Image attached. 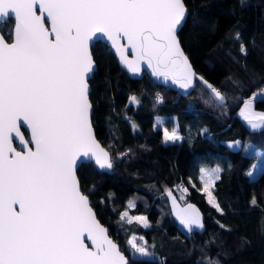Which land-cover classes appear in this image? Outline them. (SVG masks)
I'll use <instances>...</instances> for the list:
<instances>
[{
	"label": "snow or ice",
	"instance_id": "snow-or-ice-1",
	"mask_svg": "<svg viewBox=\"0 0 264 264\" xmlns=\"http://www.w3.org/2000/svg\"><path fill=\"white\" fill-rule=\"evenodd\" d=\"M187 16L185 0H0V264H129L76 176L81 161L113 167L92 127L88 81L95 61L89 45L93 38H106L131 73L139 75L143 62L154 77L170 81L184 95L199 82L208 97L203 103L223 107L224 93L193 71L181 47L178 31ZM10 20L12 26L4 28ZM121 39L134 59H128ZM240 51L247 54L243 44ZM261 98L264 89L244 100L239 112L253 131L264 130V111L252 110ZM156 101L164 98L157 94ZM163 136L166 143L182 139L175 128H165ZM228 147L239 149L241 142ZM242 147L244 152L254 148ZM221 171L200 169L205 192ZM167 195L175 203L170 190ZM178 219L188 232L204 227L190 204ZM133 220L149 226L146 217L127 222ZM128 243L134 254L150 255L144 246Z\"/></svg>",
	"mask_w": 264,
	"mask_h": 264
},
{
	"label": "trees",
	"instance_id": "trees-1",
	"mask_svg": "<svg viewBox=\"0 0 264 264\" xmlns=\"http://www.w3.org/2000/svg\"><path fill=\"white\" fill-rule=\"evenodd\" d=\"M185 3L188 16L179 40L197 75L224 93L225 106L203 103L208 97L199 82L184 97L147 74L132 79L111 49L95 42L93 125L113 167L100 171L92 163L82 164L77 171L81 188L130 264H264V170L249 177L255 156L244 152L243 145L228 147L240 141L264 149V130H251L238 115L244 100L264 89V0ZM157 94L163 103H157ZM132 96L138 102H130ZM254 107L264 111V98ZM157 118L169 131L177 128L182 139L166 143ZM205 167L222 169L211 186L222 211L203 190L200 169ZM168 190L180 204L197 207L202 229L181 227ZM131 215L146 216L150 226L129 224ZM134 236L145 239L152 257L133 256L128 241Z\"/></svg>",
	"mask_w": 264,
	"mask_h": 264
},
{
	"label": "water",
	"instance_id": "water-1",
	"mask_svg": "<svg viewBox=\"0 0 264 264\" xmlns=\"http://www.w3.org/2000/svg\"><path fill=\"white\" fill-rule=\"evenodd\" d=\"M179 31H180V30H179ZM179 31H178V32H179ZM178 38H179V37H178ZM95 42H102V43L106 44V45L111 49V51L114 53L115 57L117 58V61H118L119 65H120V67H121L124 71L127 72V74L129 75L130 78H132V79H142L143 76H144V74H147V75H149V76H150V77H151L156 83H158V84H160V85H163V86L170 87V88L173 89L174 91L178 92L181 96H184V97H187V96H188V95H184V93L182 92V90L179 89L177 86L172 85L170 81L166 83V82L163 80V78H159V79H157L156 77H154V76L151 74V69L148 68V66H147L145 63H143V62L141 63V72H140L139 75H136V74L131 73V72L127 69V67H126L124 64H122L119 53L116 52L115 48H113V47L111 46V42H110V41H107L106 38H100V39L93 38V40L90 42V45H89V47H90V52H91V53H92V46H93V44H94ZM119 42L125 47V49H126V53H125V54L127 55L128 59H134V58H135V54L133 53L132 49L127 45V41L121 39ZM181 47L183 48L182 44H181ZM183 50H184V48H183ZM184 52H185V50H184ZM185 55H187L186 52H185ZM92 56H93V59H94V55H93V53H92ZM187 57H188V55H187ZM188 58H189V57H188ZM94 61H95V59H94ZM189 61L191 62L190 58H189ZM191 64H192V62H191ZM192 68H193V71L197 74V72H196V70H195L193 64H192ZM96 70H97V63H96V61H95V71H94V73L96 72ZM94 73L92 74L91 78H90L89 81H88V83H89V89H90V91H89V100H90L91 105H92V110H91V121H92V127H93V130H94V132H95V137H96L97 141L99 142L100 146L103 147L106 151H108V149H107V148L101 143V141L98 139V137H97V135H96L95 128H94V125H93V104H92V101H91V99H90V92H91V89H92V88H91L90 80L93 78ZM192 91H193V90H191V92H192ZM21 132L24 133L25 138H27V136H26V134H25L26 131H25L24 128L21 129ZM26 133H27V132H26ZM14 146H16V147L19 149L20 145H19L18 141H15V140H14ZM108 152H109V151H108ZM109 155H110V157H111V159H112V156H111V153H110V152H109ZM84 163H92V164H93L98 170H100V171H110V170H111V169H110V170H109V169H100L97 165H95L94 161H93V162H83V161H81V162H78V166H77V169H76V176H77L78 180H79L78 173H77L78 168H79L82 164H84ZM79 184H80V189H81V191L83 192V190H82V188H81L80 180H79ZM83 193H84V192H83ZM84 194L87 195L86 193H84ZM87 196H88V195H87ZM88 199H89V202H90V205H91L93 211L96 213L95 209H94L93 206H92V200L90 199L89 196H88ZM96 218L99 220L100 224H101L104 228L107 229V232H108V236H109V238L112 239V240L118 245L120 251L124 254V256L126 257V259L128 260V262H129V264H130V260H129L128 256H127V255L121 250L120 245H119V244L113 239V237L110 235V229H109V227H107L106 225H104V224L101 222V220L98 218L97 213H96ZM85 243H87V244H89V246H91V242L88 241L86 237H85Z\"/></svg>",
	"mask_w": 264,
	"mask_h": 264
},
{
	"label": "rangeland",
	"instance_id": "rangeland-1",
	"mask_svg": "<svg viewBox=\"0 0 264 264\" xmlns=\"http://www.w3.org/2000/svg\"><path fill=\"white\" fill-rule=\"evenodd\" d=\"M259 92H260V91H258V92H256V93H259ZM132 97H134V96H132ZM132 97H131V98H132ZM251 97H252V96H251ZM251 97H250V98H251ZM131 98H130V102H132V101H131ZM252 110H253V111H256V112H261V111L255 110V109H252ZM156 125H157L158 127H159V126L162 127L163 130L166 128L165 125H164L163 118H158L157 121H156ZM175 129L178 131L177 128H175ZM178 133H179V131H178ZM179 135H180V133H179ZM180 136H181V135H180ZM245 144L253 146L250 142H246V143H242V142H241V146H242V145H245ZM257 152H259V153H261V154H260V155H257ZM246 153H247V154H250V155H254V156H255V159L257 160V161L254 163L255 167H254V168L252 167V169H251V172H253V176H255L256 172L261 168V160H260V157H261V155H262V151H261V149H259L258 147L254 146V148H250L249 151L246 152ZM208 192H211L212 197L214 198L215 202L217 203L218 201H217V199H216L214 193L211 191V187H209ZM208 192H207V194H208ZM208 198H210L209 195H208ZM130 201L133 203V200H130ZM141 216L146 217V216H144V215H139V216H136V217H141ZM146 218H147V217H146ZM147 223H148V225L150 224V222L148 221V219H147ZM149 226H150V225H149ZM132 240H133L135 243H137L138 245H140V246H144L143 241L145 242V239L142 240V239H139L138 236H134V237L132 238ZM146 251H147V250H146ZM147 252H148V251H147ZM148 253H149V252H148ZM133 256H135V257H144V258L152 257L151 254H150V255H147V256H140L139 254H134V253H133Z\"/></svg>",
	"mask_w": 264,
	"mask_h": 264
},
{
	"label": "crops",
	"instance_id": "crops-1",
	"mask_svg": "<svg viewBox=\"0 0 264 264\" xmlns=\"http://www.w3.org/2000/svg\"><path fill=\"white\" fill-rule=\"evenodd\" d=\"M255 103V102H254ZM244 106V105H243ZM242 106V107H243ZM253 109H255V107H254V104H253ZM256 110V109H255ZM240 112V111H239ZM239 112H238V115H239ZM240 116V115H239ZM241 117V116H240ZM242 119H243V117H241ZM158 119V118H157ZM244 120V119H243ZM246 123V122H245ZM247 125V124H246ZM157 126V125H156ZM248 126V125H247ZM158 127V126H157ZM160 127V126H159ZM249 127V126H248ZM160 128H162V127H160ZM163 129V128H162ZM182 137V136H181ZM232 143H235V142H232ZM261 151H262V155H261V157H260V160H261V168L256 172V174H255V176H253V177H251V178H255V177H257L263 170H264V149H261ZM257 161V160H256ZM255 161V162H256ZM253 167V166H252ZM214 168H216V167H205L204 169H214ZM252 169V168H251ZM251 169H250V171H251ZM190 203H188V204H185V205H182V204H180L176 199H175V203H173V199H172V197H171V206H172V210H173V214H174V216H175V218H176V220L178 221V223L180 224V221H179V219H178V213H180V210L181 209H184V208H186L187 207V205H189ZM190 205H193V204H190ZM194 206V205H193ZM194 208L196 209V210H198L197 209V207L196 206H194ZM198 212H199V215H200V217H201V219H202V215H201V213H200V211L198 210ZM136 216H139V215H135V216H129V219H132L133 217H136ZM133 221H135V220H133ZM202 223H203V220H202ZM150 225V224H149ZM181 225V224H180ZM181 227L182 228H184L182 225H181ZM193 229H201V228H193ZM186 230V229H185Z\"/></svg>",
	"mask_w": 264,
	"mask_h": 264
},
{
	"label": "built area",
	"instance_id": "built-area-1",
	"mask_svg": "<svg viewBox=\"0 0 264 264\" xmlns=\"http://www.w3.org/2000/svg\"><path fill=\"white\" fill-rule=\"evenodd\" d=\"M184 187V185H182Z\"/></svg>",
	"mask_w": 264,
	"mask_h": 264
}]
</instances>
